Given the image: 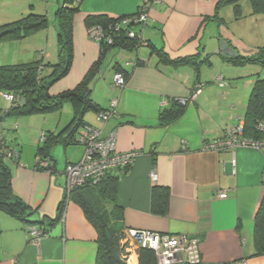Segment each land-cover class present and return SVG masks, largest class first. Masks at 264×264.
Listing matches in <instances>:
<instances>
[{"label":"crops","instance_id":"1","mask_svg":"<svg viewBox=\"0 0 264 264\" xmlns=\"http://www.w3.org/2000/svg\"><path fill=\"white\" fill-rule=\"evenodd\" d=\"M61 1L33 0V11L47 15L51 25L20 40L0 41V64L58 60L54 13ZM144 1L148 6L143 32L146 43L133 53L111 48L108 63L105 55L92 79L93 103L102 110L112 108L114 117L101 127L94 125L98 110L92 108V114H84L85 122L98 129L100 136L115 132L116 152H138L117 181L115 201L123 212L122 226L196 236L200 240V264H236L240 260L264 264V249L256 244L254 235L256 214L264 196V149L206 148L243 118L248 100L237 85L239 80L230 78L235 71L233 64L225 61L221 57L225 54L219 51L222 40L240 52L232 33L225 28L222 6L215 17L218 0H78L72 18V65L66 76L51 87L50 94L74 88L99 58L98 43L87 33L88 16L133 14ZM23 2L12 4V16H0V24L32 11ZM152 47H163L171 58L197 54L198 59L209 57V61H203L197 73L191 65L158 63ZM136 59L145 63L126 66L129 76L125 85L121 89L113 87V64ZM245 87L251 90L252 85ZM194 92L195 97L184 104L180 117L165 125L158 123V114L172 100ZM105 93L111 100L110 108L102 106ZM112 101H116L114 106ZM38 115L44 114L26 117L37 119ZM49 115L43 116L40 129V122L30 123L36 128V132L30 129L34 156L24 157L20 151L18 162L7 161L12 190L36 212L27 222L0 211V264H96V232L75 200H65L59 219L52 225L40 223L44 217L57 216L65 193L64 168L61 171L55 159L57 149L63 148L65 165L79 161L85 152L79 144L55 143L50 149L53 170L36 167V148L42 134L59 132L67 126L73 119L74 106L66 102ZM152 170L156 181L150 178ZM155 185L169 190L168 208L163 215L151 212ZM218 190H225L226 198H218ZM29 225L47 229L38 246L28 241Z\"/></svg>","mask_w":264,"mask_h":264},{"label":"trees","instance_id":"2","mask_svg":"<svg viewBox=\"0 0 264 264\" xmlns=\"http://www.w3.org/2000/svg\"><path fill=\"white\" fill-rule=\"evenodd\" d=\"M237 0H218L216 5L215 17L218 9L225 4H233L234 11H237ZM252 5H262L264 0H250ZM78 0H62L54 13V23L57 29L58 60L54 63L44 62L42 59H36L24 63L0 64V94L11 93L15 96L10 101L9 109H0V122L5 117L46 114L57 111L62 108L64 103L70 102L74 106V116L70 123L59 132H44L40 138V143L36 148V167L38 169L54 168L53 159L50 156V149L55 143L79 144L84 146L79 139L80 128L92 127L84 120V114L95 108L102 114L110 109H99L91 99L92 79L99 71L102 58L111 48H118L120 51L132 52L146 43V39H129L123 35H115L113 44L107 45L104 40L100 42V55L96 62L92 64L84 78L72 89L50 94V87L59 79L66 76L73 61V38H72V18L77 12ZM143 7L139 4L133 14L121 15L110 18L103 15L88 16L86 25L89 28L92 25H99L103 28L106 35L114 32V26L120 19L130 17L139 12ZM49 26L47 15L30 11L24 16L10 22L0 24V41L20 40L26 36ZM114 30V31H113ZM151 52L157 57L158 63L181 66L191 65L198 73L200 64L203 61L208 62L209 57L202 60L198 59L197 54L187 57H169L164 48L152 47ZM221 57L236 65L245 64H263L264 48L259 49L255 54L244 56L237 52L236 56ZM127 65L123 63H114V73L121 72L125 81L129 76L126 66L144 64L145 61L128 60ZM122 88V87H121ZM120 88V89H121ZM119 89V88H117ZM3 97V96H2ZM8 101V100H7ZM185 105L179 100H172L168 108H164L158 114V123L160 125L168 124L177 119L184 112ZM114 112L110 117H114ZM243 129L246 136L262 138L263 132L258 130V124L264 122V79H257L252 86L249 94L246 109L243 118ZM96 129L95 127H92ZM11 147L4 136H0V211L10 217L29 221V218L36 212L27 202L14 193L11 187V172L7 161L9 159L19 161V152L12 155ZM85 148V146H84ZM42 161L46 164L42 165ZM130 164L117 165L104 171L103 174L95 180L85 181L64 193L63 199L58 206L57 216L55 218L44 217L40 223L53 222L59 219L63 205L67 198L75 200L82 208L85 216L94 226L96 232L97 255L96 264H128L126 260L125 245L123 237L126 229L122 226L123 212L116 204V187L119 173L126 171ZM152 205L151 212L157 215H163L167 212L169 190L163 186L155 185L151 193ZM41 236L47 235V229L39 228ZM255 242L264 249V196L256 214L254 228ZM137 264H159L154 251L146 247L137 249Z\"/></svg>","mask_w":264,"mask_h":264},{"label":"built area","instance_id":"3","mask_svg":"<svg viewBox=\"0 0 264 264\" xmlns=\"http://www.w3.org/2000/svg\"><path fill=\"white\" fill-rule=\"evenodd\" d=\"M143 7L139 12L133 16L120 19L114 26V30L120 32L114 35H106L103 28L99 25H92L87 28V33L98 46L104 40L107 45L113 44L116 38L115 35H123L129 39L142 40L143 32L148 22L147 2L142 3ZM113 30V31H114ZM124 62L123 65H127ZM221 78V76H219ZM126 81L121 72H116L112 76L111 85L115 88H121ZM196 92L189 97L179 100L180 103L185 104L187 101L193 99ZM3 98L8 101H13L15 96L11 93H3ZM116 101H112V106ZM113 109L98 114V120L105 123ZM258 130L264 133V122L258 124ZM80 142L85 146V152L82 158L75 163H67L63 170L65 177V192H69L71 188L83 184L85 181H92L98 178L107 169L117 166L130 164L138 155L137 151H130L127 153H118L115 151V132L110 131L106 136H100V131L92 127H84L80 130ZM206 148L213 150L237 148H251L256 150L264 149V136L262 138H254L246 136L243 129V121L240 120L237 124L231 126L223 138L206 145ZM12 150V155L17 154L16 150ZM42 165L46 162L42 161ZM152 181H156V172L152 170L150 173ZM225 190L217 192L218 198H226ZM26 236L28 241L35 246L39 245L41 230L35 225H29L26 229ZM123 244L125 245V256L128 264H137V249L146 247L154 251L159 264H200L199 246L200 240L196 236H188L186 234L170 235L149 230L126 229ZM236 264H245L244 260L237 261Z\"/></svg>","mask_w":264,"mask_h":264},{"label":"rangeland","instance_id":"4","mask_svg":"<svg viewBox=\"0 0 264 264\" xmlns=\"http://www.w3.org/2000/svg\"><path fill=\"white\" fill-rule=\"evenodd\" d=\"M22 0H0V16H12L10 13L12 8V4L15 2H21ZM23 5L25 8H30L32 11L33 5L35 3L33 0H23ZM237 11H234V5L233 4H225V6H222V16L225 17V28H227L233 35V39L237 45V48L240 52V54L244 56H250L255 54L259 49L264 48V4L262 5H252L250 0H237ZM51 25V21L49 19V26ZM235 45V44H234ZM133 53V52H132ZM111 53L106 54V58H110ZM105 58V59H106ZM109 59L107 60L106 64L108 63ZM232 68L234 73L230 75L231 79L239 80L238 87H240V91L246 95V97H249V94L251 90H246V85H254L255 81L257 79H264V65L263 64H245V65H232ZM213 69V68H212ZM239 74L240 76L236 77L235 75ZM61 79L58 81L60 82ZM56 81L55 83H57ZM54 83V84H55ZM53 84V85H54ZM52 85V86H53ZM243 85H245L243 87ZM51 86V87H52ZM50 87V89H51ZM251 88V87H250ZM49 89V93H50ZM92 89V87H91ZM252 89V88H251ZM246 91V92H244ZM93 90H91V93ZM107 93H105L102 97V106H106L110 108V98L105 96ZM0 105L2 109H9L10 107V101L5 100L1 94H0ZM89 111V112H88ZM86 116L88 114H92L93 111L88 110ZM47 114H51L49 116H52L53 112L46 113L44 115H38L40 117H35L37 119H29L31 115H21L19 117L23 118L22 120L16 119V116H9L5 117L3 121L0 122V136H4V138L7 140V143L12 146L14 145V148L18 150V152L21 151V154L26 157L33 155L34 152L30 148L31 146V130L33 132H36V128L32 126L30 123H33L35 125L37 123V129H40L41 122L43 119V116H46ZM35 115V114H33ZM49 119L50 117H46ZM21 120V121H20ZM243 121V120H242ZM28 122V123H27ZM94 125L99 124L103 125L101 121L98 120L96 116H94ZM31 129V130H30ZM44 131H47V129L44 128ZM40 133V132H39ZM38 133V135H39ZM34 135V134H33ZM75 147V146H74ZM58 148V147H57ZM77 150H80L82 147H75ZM79 148V149H78ZM58 156L55 155V159L57 161V165L62 171L65 167V154L63 153V148L59 147L58 149Z\"/></svg>","mask_w":264,"mask_h":264},{"label":"water","instance_id":"5","mask_svg":"<svg viewBox=\"0 0 264 264\" xmlns=\"http://www.w3.org/2000/svg\"><path fill=\"white\" fill-rule=\"evenodd\" d=\"M219 51L221 54H225L227 56H232V57L236 56V54H237L233 48L229 47L226 44V42H224L222 40L219 41Z\"/></svg>","mask_w":264,"mask_h":264}]
</instances>
